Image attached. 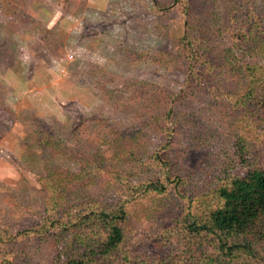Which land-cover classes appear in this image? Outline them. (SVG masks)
<instances>
[{
	"label": "rangeland",
	"instance_id": "374dc122",
	"mask_svg": "<svg viewBox=\"0 0 264 264\" xmlns=\"http://www.w3.org/2000/svg\"><path fill=\"white\" fill-rule=\"evenodd\" d=\"M202 1L194 4H201L200 26L206 42L215 48L213 60L225 47L234 48L230 35L237 20L244 24V17L231 13L238 9L236 2L245 0H206L207 5ZM244 3L254 5L253 0ZM168 4L161 10L153 0H0V229L15 232L40 223L50 177L75 173L73 182H67L70 191L87 195L93 205H125L130 211L122 248V257L128 260L110 264H149L150 256H164L161 245L170 237L165 226L172 229L167 224L171 217L190 205L199 209L203 198L210 201L197 192L215 188L222 172H210L214 166L208 165H224L236 151L237 140L211 122L210 103L221 106L220 100H225L223 104L233 105L236 91L240 93L251 76L246 68L240 78L221 73L223 96L218 92L191 106L182 93L190 79L180 52L185 6L181 0ZM255 8L261 11L258 19L264 28V5ZM218 30L220 37L215 36ZM258 44L256 52H248L251 55L234 48L233 65L264 63V39ZM168 110L187 121L174 145L179 147L182 167L195 175L192 180L197 184V189L168 190L164 199L171 203L168 209L177 205L172 214L162 204L165 212L157 213L159 203L151 199L131 197L162 173L149 157L168 146L175 133L170 137L169 132L161 134L142 123ZM235 133L264 155V138L248 128ZM121 152L123 161L116 156ZM136 158L139 168L129 179L114 174L115 169L137 166ZM148 165L153 167L142 173ZM86 167L99 170L90 173ZM208 177L216 179L209 178L210 183ZM149 212L154 213L148 218ZM180 236L171 238L177 253L184 241Z\"/></svg>",
	"mask_w": 264,
	"mask_h": 264
},
{
	"label": "trees",
	"instance_id": "16d2710c",
	"mask_svg": "<svg viewBox=\"0 0 264 264\" xmlns=\"http://www.w3.org/2000/svg\"><path fill=\"white\" fill-rule=\"evenodd\" d=\"M153 1L161 10L169 5V0ZM245 1L234 4L238 9L231 15L234 17L238 14V19L244 17L241 19L244 24L239 25L240 21L237 20L235 33L232 32L230 38L235 42L233 46L236 52L251 55L249 53L256 52L261 44H258L259 41L264 39V28L258 19L261 11L255 8L256 5H264V0H253L252 7H247ZM181 2L185 6V34L180 40V52L183 53L182 64L187 67L190 76L182 91L183 98L195 108L197 103L202 102V98L205 103L212 94L216 96L219 92L223 96L218 80L221 73L224 75L228 71L227 75L240 78L246 68L251 77L250 82H246L247 86H242L240 93L236 91V102L233 105L223 104L225 100H220L221 106L216 105L217 101L210 103V112L214 114L211 122L215 121L223 126L222 129H228L237 139L233 146L236 151L232 152L233 155L224 165H208L214 166L210 172L215 169L222 172L215 188H209L203 194L197 192L199 196L210 197V201L203 198L199 209L195 210L190 205L184 212L173 215L168 223L163 221L172 225V229L165 226L170 237H165V243L161 245L164 256H150L146 261L149 264H264V155L259 154L255 147H251V143L235 133L248 128L256 137L264 138V63L254 60L251 64L245 62L246 67L233 65L236 59L233 47H225L220 52L223 54L216 55L212 60L215 48L206 42L207 37L200 26L202 17L198 10L201 4H194V0ZM201 3L207 5L206 0ZM215 11L213 17L218 19ZM200 12L205 11L201 9ZM215 36H222L221 30L216 31ZM259 69L260 75L256 77ZM216 110L217 115L214 112ZM197 112L199 113V109ZM179 117L168 110L166 113H157L153 119L142 123L161 134L169 132L170 137L173 131L175 133L168 146L152 151L149 157V161L153 160L152 164L156 163L162 168V173L147 180L141 186V193L138 190L131 193L132 199L143 197L159 203L157 213L165 212L161 204L169 208L171 203L164 201L168 198L169 189L186 190L187 186L197 189V184L192 180L195 175L182 167L179 147L174 145L187 128V121L183 122ZM170 123L173 124L172 128ZM130 138L137 140L136 136L130 135ZM108 143L110 144L109 141ZM121 154L122 152L116 156L123 161L125 157ZM133 163H137V166H131L129 170L115 169L117 172L114 174L122 177V180L129 179L130 172L139 168L138 158ZM151 167L153 165H148L141 172ZM86 169L90 173L99 170ZM100 170H105V166H101ZM71 174L72 176L69 172H59L50 177L46 196L47 209L40 223L15 232L0 229V264H110L121 258L127 262V257H122V248L131 219L129 209L125 205H93L87 195L70 191L67 182H73L76 178L75 173ZM81 178L83 180L85 175ZM209 178L216 179L208 177L207 181L210 183ZM176 206L168 209L170 214L176 212ZM151 213H148V218ZM160 218L163 220L161 216ZM175 234H181L180 239L183 237L184 240L179 253L172 246L171 238H175Z\"/></svg>",
	"mask_w": 264,
	"mask_h": 264
}]
</instances>
